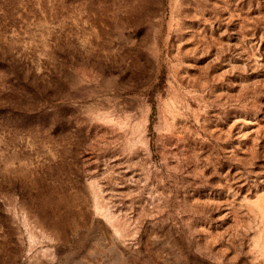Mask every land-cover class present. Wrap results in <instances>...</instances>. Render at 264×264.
I'll return each instance as SVG.
<instances>
[{"label": "rangeland", "instance_id": "1", "mask_svg": "<svg viewBox=\"0 0 264 264\" xmlns=\"http://www.w3.org/2000/svg\"><path fill=\"white\" fill-rule=\"evenodd\" d=\"M0 264H264V0H0Z\"/></svg>", "mask_w": 264, "mask_h": 264}]
</instances>
